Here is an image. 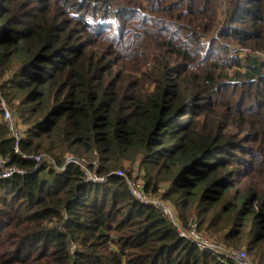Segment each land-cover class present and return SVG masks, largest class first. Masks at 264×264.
I'll return each instance as SVG.
<instances>
[{
    "label": "trees",
    "instance_id": "1",
    "mask_svg": "<svg viewBox=\"0 0 264 264\" xmlns=\"http://www.w3.org/2000/svg\"><path fill=\"white\" fill-rule=\"evenodd\" d=\"M264 0H0V264H237L181 238L115 172L164 188L185 227L264 264ZM95 164V165H94ZM54 177L52 183L48 177Z\"/></svg>",
    "mask_w": 264,
    "mask_h": 264
},
{
    "label": "built area",
    "instance_id": "2",
    "mask_svg": "<svg viewBox=\"0 0 264 264\" xmlns=\"http://www.w3.org/2000/svg\"><path fill=\"white\" fill-rule=\"evenodd\" d=\"M231 54L241 59L247 56H253L260 59H264V53L253 52L248 48L236 46L232 49ZM0 108L3 111L4 121L6 122L11 137L15 141V153L22 156L24 159H28L34 162V169L41 167H48L56 169L62 172L64 168L70 164L78 166L83 172L85 182L93 184H104L107 181L106 176H101L96 172V169L90 167L85 161L79 158L68 155L65 165L62 167L57 166L55 160L45 154H33L26 155L20 151V142L25 137V129L18 123L17 117L8 106L1 90L0 81ZM95 165V164H94ZM28 173L26 170L16 166H12L10 161L5 158H0V179H9L15 175H25ZM118 177L125 180L127 187L134 197V199L142 204L152 206L155 210L159 211L175 228L179 236L187 241L192 242L201 251H209L213 255L217 256L221 261H233L237 264H259L245 250H235L226 247L222 243L211 239L205 233L200 232L196 225L192 224L189 227L183 226V224L177 218V213L170 202L164 199L163 195L165 189L162 188L157 193H147L145 191L144 183L139 179L137 170H134L131 174H127L124 170H118L115 172Z\"/></svg>",
    "mask_w": 264,
    "mask_h": 264
},
{
    "label": "rangeland",
    "instance_id": "3",
    "mask_svg": "<svg viewBox=\"0 0 264 264\" xmlns=\"http://www.w3.org/2000/svg\"><path fill=\"white\" fill-rule=\"evenodd\" d=\"M48 180H49V182H50V183H52V182H53V180H54V177H52V176H49V177H48ZM249 256H250V255H249ZM250 257H251V256H250ZM252 258H253V257H252Z\"/></svg>",
    "mask_w": 264,
    "mask_h": 264
}]
</instances>
